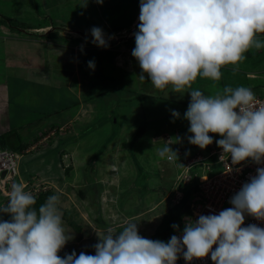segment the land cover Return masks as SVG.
Wrapping results in <instances>:
<instances>
[{"label":"rangeland","instance_id":"obj_1","mask_svg":"<svg viewBox=\"0 0 264 264\" xmlns=\"http://www.w3.org/2000/svg\"><path fill=\"white\" fill-rule=\"evenodd\" d=\"M28 1L32 2L0 0V141L2 136L14 143L37 139L22 155L19 172L21 178L38 179L50 195L60 197L64 227L73 235L64 248L95 245L97 236L109 229L118 234L128 222L147 224L154 220L156 228L178 189L175 181L179 170L158 155V149L164 147L162 138L176 139L178 134L171 131L178 128L185 135L180 139L184 147L200 149L188 143L189 124L183 118L190 95L172 93L171 86L157 90L147 77L141 81L139 64L129 52L128 67L122 70L108 64L103 53L84 48H88L84 40L80 41L83 52H74L69 46L72 42H68L70 35L32 33L31 28H42L48 22L70 28L87 22L84 12L68 13L77 9L68 0H47L49 7L60 2L59 8L51 9L46 0H36L37 7ZM138 24L128 30V36L137 31ZM260 39L264 41V36ZM114 57L120 60L116 54ZM245 57L236 66H224L219 81L198 76L192 89L213 95L225 86H245L255 96L264 95V48L250 49ZM90 60L95 61L94 70L88 68ZM111 76L116 84L108 82ZM77 95L94 108L88 112L90 107L80 101L85 107L78 112L80 118L73 116ZM89 95L96 97L90 100ZM151 103L155 112L143 116L141 110ZM174 110L179 118L171 115ZM154 119L162 123L155 126L164 133L150 141L151 132L157 130ZM86 120L91 123L81 132L80 122ZM137 122L148 123L149 132L133 141L130 131ZM50 125H60L62 131L56 133ZM218 139L214 135L212 144ZM188 189L190 185L179 191ZM72 204L77 207L72 209ZM124 220L127 223L121 225Z\"/></svg>","mask_w":264,"mask_h":264},{"label":"clouds","instance_id":"obj_2","mask_svg":"<svg viewBox=\"0 0 264 264\" xmlns=\"http://www.w3.org/2000/svg\"><path fill=\"white\" fill-rule=\"evenodd\" d=\"M139 9L131 53L141 70L138 78L147 77L157 90L171 86L173 93L190 95L183 117L188 143L203 150L215 135L217 147L235 164L264 162V105H257L254 92L245 86H225L213 95L192 89L198 76L219 81L224 66H236L250 49L264 48V0H140ZM90 35L98 48L114 39L99 27ZM88 68L94 70V60ZM171 115L180 117L177 111ZM168 142L158 155L176 161L178 153ZM36 203L25 184H12L0 206V215L9 217L0 219V264H176L181 256L190 264L209 255L212 264H264V228L242 227L245 214L264 221V167L230 198L232 207L195 221L185 218L182 232L167 242L141 236L137 223L128 222L118 234L109 229L97 236L94 255L60 256L73 239L64 227L60 197L50 195L38 209ZM172 228L180 231L176 224Z\"/></svg>","mask_w":264,"mask_h":264},{"label":"built area","instance_id":"obj_3","mask_svg":"<svg viewBox=\"0 0 264 264\" xmlns=\"http://www.w3.org/2000/svg\"><path fill=\"white\" fill-rule=\"evenodd\" d=\"M257 105H264V96H255ZM59 130H62L59 128ZM55 131V130H54ZM163 142L171 144L173 151L178 153L176 161H169L177 167L179 173L176 177V186L172 205L180 204L184 191L179 188L190 185L191 194L189 198V213L184 216L178 224L179 232L175 230L174 235H179L184 227L185 218L198 219V215L218 214L219 211L232 207L229 203L230 198L237 193L242 185L256 175L258 167H264V162L257 164L252 160H245L238 164L232 162L229 154L223 153L216 144H212L207 150L187 149L177 139L168 137ZM29 152L27 149L21 153L8 148L0 147V206L7 203V194L13 183H23L26 190L32 192L35 196L50 191L46 186L40 184L39 180L34 178H21L19 172V163L22 155ZM187 153V155H186ZM3 174V176H2ZM194 179L196 180L194 189ZM192 187V188H191ZM255 224L264 228V221L245 214V220L242 227ZM215 245L213 246V250ZM180 264H185L182 256L179 258ZM190 264H212L210 255L203 259H194Z\"/></svg>","mask_w":264,"mask_h":264},{"label":"crops","instance_id":"obj_4","mask_svg":"<svg viewBox=\"0 0 264 264\" xmlns=\"http://www.w3.org/2000/svg\"><path fill=\"white\" fill-rule=\"evenodd\" d=\"M57 1L58 0H56V2ZM68 1H69L68 4H72V5L77 7L76 10H73V8H72V10L70 9L71 11L69 10L68 13L73 12V14H76V13L84 12L86 15H84V14H82V15H84L86 17L85 22H87V25H81V26L79 25V27L75 26L74 28H70V27H68L65 24H62L60 22L57 23L56 25H53V24L51 25V23L48 22V23H45V25L42 26V28H40V27L31 28L33 30V32L36 33L38 31L39 32L43 31V33H41V34H44V35L45 34H47V35H55L56 34L58 36L62 35L66 38H68L67 36L70 35L71 37L68 38V42H70V41L72 42V43H69V46L72 48V50L74 52L80 50V46H82V43L80 41H83V40L86 41L87 40V42H85V43L88 44V48L87 47H84V48H86V49L91 48V49H94L98 52H101L104 54L103 56L107 60V62H109L108 64H110L112 66L113 65L118 66V68H120L122 70L126 69V67H128V65H127L128 64V52L132 53V50L135 47L134 35L128 36V30L133 29V27L136 26L137 23H139L138 18H139V14H140V9H139L140 0H103L102 3H97L96 0H68ZM28 4L32 5L33 7H37L36 0H32V2L28 1ZM58 4L60 5V2L55 3L54 5L51 3V6L49 7L48 2L46 0V6L49 7L50 9L53 7L59 8V6H57ZM83 7H88V8L86 10H84V9H82ZM45 11L48 15L49 14L48 8H46ZM51 13H54V12L51 11ZM55 15H58V14L56 13ZM58 19H59V17L56 18L57 22H58ZM93 27L101 28L103 30V32L105 33L106 37L114 36V39H112L108 42L107 48H98L91 42L92 37L90 35V30ZM29 30H30V28H29ZM47 30H49V31L47 32ZM135 32H133V33H135ZM114 54H116L117 58H120V60L115 61ZM101 65H105V63L102 62ZM112 72L113 71L108 70V75H110V74L112 75ZM106 77H107V75H105L104 78H106ZM111 79H112V81L109 80L108 82H111V83L114 82L115 83V80L112 76H111ZM76 86L80 87L81 85L77 84ZM89 96H91L90 100L94 99L96 97L94 95H89ZM75 99H76L75 104L77 105V110H76L77 114L75 113L73 115L74 117H79L78 112L81 111L85 107L87 108V106L90 107V108H87V110L88 109H94L91 107L92 104L88 105V103H86L85 101H83V103H82V100H81L82 96L81 95L75 96ZM166 100H170V97H167ZM80 101L83 105H85V107H83V106H81V104H79ZM151 102L154 103L153 101H151ZM152 103L149 104L147 106V108H146V106L141 105V108H142V106H144V110H145V111L141 110V113L143 116L155 112V109H154L155 106L152 105ZM89 111L90 110H88V112ZM80 123H81V125H80L79 129L81 130V132L82 131L84 132V130L86 129L85 127L89 123H91V121L86 120L84 123H83V121H81ZM56 126L57 125H55V126L50 125L49 128H51V127L54 128ZM76 128H77V126H75V129ZM120 131L122 132V130H120ZM161 132H164V131L162 130ZM131 133H133V129H131L130 134ZM153 137L154 136L151 137V135L149 136L150 141L153 139ZM182 142H184V141H182ZM80 193H81V191H79V194ZM77 204L76 205L72 204L73 205L72 209L73 208L75 209L77 207ZM139 216H141V214L136 215L134 217H139ZM130 219H132V218H129V220ZM153 221L154 220H151L147 224L144 222H140L139 224H137L138 232L141 236L146 237V238L149 236V238H150V236L153 234L152 231L155 230L154 229L155 223ZM119 223L121 225H125L127 222L125 223V220H124V221H122V223L121 222H119Z\"/></svg>","mask_w":264,"mask_h":264},{"label":"trees","instance_id":"obj_5","mask_svg":"<svg viewBox=\"0 0 264 264\" xmlns=\"http://www.w3.org/2000/svg\"><path fill=\"white\" fill-rule=\"evenodd\" d=\"M260 96H264V95H260ZM162 100H164V99H162ZM145 121H147V120H145ZM154 121L156 122L153 125L154 127L160 126L162 124V123L158 122L159 120L154 119ZM162 121H164V120H162ZM137 123L133 126L134 127L133 133L130 134L133 136V141L143 139V137L147 135L146 132L148 131V127L146 128L148 123H146V122L142 123V124L138 123V125H137ZM169 126L172 127L171 124H169ZM56 127H58V126H56ZM161 131L162 130H159L157 128V130H154V132H152L150 135H151V137L152 136H154V137L160 136ZM171 133L178 134L179 136L177 135V138H180V139H181V137H185V135L180 134L178 128H177V130H172ZM210 135H212V134H210ZM2 137H3V140L0 141V147L1 148H8V149H11V150H14L17 152H21V153H23L27 149V147L31 145L30 143L33 144V142H35L37 140L36 138L33 137L34 138L33 140H31V141L27 140V142H25V143L24 142L21 143L20 139L14 143L10 139V137H7V138H5L4 136H2ZM129 141H130V139H129ZM207 149H205V150H207ZM20 163H19V165H20ZM24 179H28V178H24ZM195 184H196V180L194 179V187H193L194 189H196ZM190 194H191V189L184 191V196H183L180 204H178V205H171L169 202L166 209L161 213V218H160L159 224L157 225V227L155 228L153 234L150 236L149 239L161 240V241L167 242L171 238V236L174 235L175 230L172 228V225L173 224L178 225L180 223L181 219L184 216L188 215V213H189V204L188 203H189ZM80 195L83 196V193H80ZM49 196H50L49 191L47 193L39 195L37 197V203H36L35 207L38 209V207L41 204H43ZM0 219L7 220V219H9V217L7 215H0ZM73 251L76 252L77 256L82 251L85 252L86 254L94 255L93 245H88V246L81 247V248H63L60 251V253H58V254L60 256H64L65 254H71ZM176 264H180L179 259L177 260Z\"/></svg>","mask_w":264,"mask_h":264},{"label":"water","instance_id":"obj_6","mask_svg":"<svg viewBox=\"0 0 264 264\" xmlns=\"http://www.w3.org/2000/svg\"><path fill=\"white\" fill-rule=\"evenodd\" d=\"M260 35H263L264 36V34H260ZM2 176H3V174H2Z\"/></svg>","mask_w":264,"mask_h":264}]
</instances>
